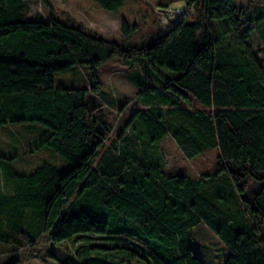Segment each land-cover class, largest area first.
<instances>
[{
    "label": "trees",
    "instance_id": "1",
    "mask_svg": "<svg viewBox=\"0 0 264 264\" xmlns=\"http://www.w3.org/2000/svg\"><path fill=\"white\" fill-rule=\"evenodd\" d=\"M92 1L112 12L126 2ZM181 1L185 14L167 32L119 43L52 11L31 17L26 0H0V128L27 125L37 149L71 165L46 160L25 172L19 154L0 156L7 264H23L20 251L44 238L81 240L61 264H206L193 233L204 226L226 245L223 264H264V65L253 26L234 0ZM253 19L264 49V9ZM137 29L123 20L125 39ZM117 57L145 71L141 108L118 130L95 113L96 71ZM75 67L90 69V88L57 85ZM168 136L188 158L217 150L218 169L167 172Z\"/></svg>",
    "mask_w": 264,
    "mask_h": 264
},
{
    "label": "rangeland",
    "instance_id": "2",
    "mask_svg": "<svg viewBox=\"0 0 264 264\" xmlns=\"http://www.w3.org/2000/svg\"><path fill=\"white\" fill-rule=\"evenodd\" d=\"M31 6L30 16L41 13L48 16L54 12L63 21H72L83 24L86 29L102 34L104 37L116 42L149 43L150 38L160 32L165 33L169 29L170 19L180 15L185 3L181 0H126L124 6L117 12L108 11L92 0H26ZM240 6L247 20L246 27L253 26V42L260 62L264 65V49L262 42L255 32L257 22L253 16L264 9V0H234ZM123 20L131 24H137L138 29L130 38L125 39L122 33ZM137 68L133 70L122 58H115L97 69V75L102 82L101 95L97 101L100 105L95 110L108 120L118 130L131 117L135 108L140 107L137 101V86L143 82L138 79V74L145 72ZM138 72V73H136ZM148 74V73H147ZM88 77L92 75L90 69L75 67L68 73L56 75V83L59 86L91 87ZM125 100L126 108L122 111L117 102ZM191 106L198 109H206L195 99L191 100ZM141 108V107H140ZM39 132L30 131L27 125L17 124L0 128V156L20 155L19 160L14 161L19 171L31 172L42 165L46 160H52L63 170L71 167L62 157H55L53 153L42 147L37 149ZM165 155L167 172L189 173L199 176L212 173L218 169V151L211 150L203 155L188 158L179 149L177 143L171 137H165L161 143ZM23 154V155H22ZM197 253L206 264H223L228 254L226 245L207 226L194 230ZM81 240L64 242L63 244H51L46 238L42 239L34 250H22L19 253L23 264H61V258L72 254L80 246ZM53 245V246H51ZM11 247L0 245V264H7L11 258ZM123 264H145L139 260H125Z\"/></svg>",
    "mask_w": 264,
    "mask_h": 264
},
{
    "label": "built area",
    "instance_id": "3",
    "mask_svg": "<svg viewBox=\"0 0 264 264\" xmlns=\"http://www.w3.org/2000/svg\"><path fill=\"white\" fill-rule=\"evenodd\" d=\"M186 9H187V8L184 7V8L182 9L183 12H182L180 15L173 16V18L170 19V24H169V26H168L169 28L171 27V25L178 23V22L183 18ZM168 30H169V29H168ZM17 253H18V252H17ZM17 253H16V254H17Z\"/></svg>",
    "mask_w": 264,
    "mask_h": 264
},
{
    "label": "water",
    "instance_id": "4",
    "mask_svg": "<svg viewBox=\"0 0 264 264\" xmlns=\"http://www.w3.org/2000/svg\"><path fill=\"white\" fill-rule=\"evenodd\" d=\"M263 190V187L260 189V191L258 193H261V191ZM250 202L254 205V201L250 200Z\"/></svg>",
    "mask_w": 264,
    "mask_h": 264
}]
</instances>
